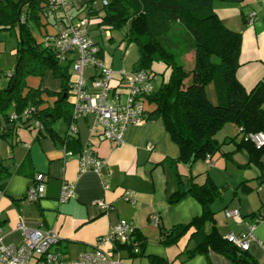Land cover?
Returning <instances> with one entry per match:
<instances>
[{
    "label": "crops",
    "instance_id": "obj_1",
    "mask_svg": "<svg viewBox=\"0 0 264 264\" xmlns=\"http://www.w3.org/2000/svg\"><path fill=\"white\" fill-rule=\"evenodd\" d=\"M88 2L70 0L69 11L75 23L83 17L97 20L96 31L93 36L88 31V35L99 48V58L113 70L112 91L118 90L119 99L123 101L127 82L118 74H129L133 70L138 59L137 46L130 43L121 49L123 37L116 43L112 30L99 26L101 12L86 16ZM213 7L228 28L242 34L240 65L236 71L238 81L246 89H251L260 80L264 83V0H216ZM250 13H254L251 22L248 18ZM59 15L60 10H57L46 11L41 16L39 27L33 32L37 41L57 32L59 22L56 17ZM243 16L247 22L243 21ZM102 29L110 32L108 46L101 42ZM0 42L4 43L0 45L1 87L7 83V76L16 64L17 28L0 32ZM70 54L73 55L69 57ZM70 54L68 58L72 66L75 53ZM84 72L87 89L98 91L99 88L93 85L95 69L87 67ZM26 82L29 87H39L44 91L41 95L43 107L53 105L61 88L60 79L54 77L50 70L42 77H28ZM151 86L152 92L155 91L152 80ZM46 91L55 95H48ZM144 107L147 113L152 112L155 104L145 98ZM69 125L76 131L73 146L63 140ZM233 126L235 134L219 139L218 132L224 130L223 126L215 135L219 142L224 141L220 153L189 164L179 160V148L160 118H147L141 125H129L120 144L102 136L101 129L95 127L92 114L76 116L70 123L63 118L57 120L53 124L52 135L39 134L32 127H13L11 123L1 121L0 161L11 172L5 180L4 189L0 190V228L4 242L22 241L21 231L17 228L20 221L31 229L54 228L59 237L54 249L64 259H74L81 252L91 249L97 237L109 231L114 224L126 220L146 237V245L139 256H130L126 250H120L118 264H232L211 249L188 256L187 250L194 247L191 230L171 245L161 242L162 230L186 223L201 213L200 203L193 197L186 196L171 203L169 197L178 190L188 189L192 181L202 184L208 176L221 188V197L211 205L217 231L223 237L229 233L245 236L253 225L254 239L249 243L248 252L264 264V182L258 179L259 175H264V154L260 158L262 169L253 163L246 165L249 154L247 157L240 151L242 149L234 151L235 144L227 140L239 132ZM240 137L238 134L237 141ZM225 143L230 146L224 148ZM85 148L107 161L108 170L102 171V178L93 171L78 172L77 158ZM68 151L71 153L66 154ZM222 152H232V158L225 157ZM251 166L257 170L247 171L251 172L247 174L242 171ZM35 173L45 175V189L43 196L32 202L27 201L25 195ZM102 179L107 181L105 188ZM63 182L73 185L74 197L60 202ZM242 182H246L245 188L249 187V191L244 192L240 188ZM128 190L132 192L134 202L123 199V193ZM96 199L104 200L111 208L101 211L94 204ZM226 209H237L238 214L227 217ZM151 214L158 215L157 225L150 221ZM149 256L156 257L158 263H153ZM113 257L117 258L116 255Z\"/></svg>",
    "mask_w": 264,
    "mask_h": 264
},
{
    "label": "trees",
    "instance_id": "obj_2",
    "mask_svg": "<svg viewBox=\"0 0 264 264\" xmlns=\"http://www.w3.org/2000/svg\"><path fill=\"white\" fill-rule=\"evenodd\" d=\"M94 1L87 3L86 16L101 12L99 26L122 30L123 42L137 46L138 59L132 71L145 70L152 73L153 78L162 74L158 88L146 97L155 104L146 118L161 119L179 148V160L192 164L220 153L224 141L219 142L215 135L230 122L241 135L238 141V134L227 139L235 144L234 151L247 150L249 161L246 165L253 163L263 168L260 158L264 145L257 148L245 135L264 132V83L260 80L246 89L238 81L236 71L240 65L242 34L222 22L213 7L216 0H106L99 9L92 6ZM46 11H50L48 0H0V32L17 28L18 38L15 67L7 76V83L0 87V123L32 127L39 134L52 135L57 120L63 118L70 123L74 118L73 77L71 59L68 55L62 58L54 48L53 35L41 41L33 35ZM242 18L247 22L245 16ZM56 19L61 22L62 15ZM189 52L193 53L192 67L186 69L182 59ZM48 70L60 79L61 88L53 105L43 107L41 95L44 91L29 87L26 79L42 77ZM208 88H211L210 93ZM24 111H28L27 117L22 116ZM12 113L17 114V122L10 120ZM36 121L40 126L34 124ZM75 134V130L68 128L64 142L73 146ZM222 154L232 158V152ZM24 165L25 161L20 171ZM10 174L0 161V190L4 189ZM258 179L264 182V175H259ZM245 186L246 182L240 184L244 192L249 191ZM186 196L200 203L201 213L186 223L162 230L163 244L171 245L191 230L194 247L187 250L188 256L211 249L232 264H261L248 250L217 231L211 205L221 197L220 186L207 176L202 184L192 181L188 189L176 191L168 201L176 202ZM145 245L146 237L132 226L128 240L118 242L114 250H126L130 256H139ZM149 258L153 263L159 261L154 256Z\"/></svg>",
    "mask_w": 264,
    "mask_h": 264
},
{
    "label": "built area",
    "instance_id": "obj_3",
    "mask_svg": "<svg viewBox=\"0 0 264 264\" xmlns=\"http://www.w3.org/2000/svg\"><path fill=\"white\" fill-rule=\"evenodd\" d=\"M70 0H48L50 11L60 10L63 20L57 24V32L51 37L52 45L60 53L62 58L70 53H75L71 66L72 83V113L73 117L79 115H94L95 127L101 129V134L116 144L123 141V135L129 125H141L146 118L144 99L152 92L151 80L153 74L145 70L130 71L129 74L119 73L122 79L127 82L126 96L123 101L119 99L118 90H113L111 82L114 72L102 59L99 58V48L94 40L88 35L87 18H78L73 22V15L69 11ZM102 3H106L103 0ZM254 13L248 18L251 22ZM87 67H93L96 71L93 76V85L98 87L96 92L86 87L84 71ZM120 78V79H121ZM113 92V93H112ZM113 95H110V94ZM23 112V117H27ZM17 114L12 113L10 120L17 122ZM40 126L39 122H34ZM74 131L75 128L70 126ZM245 138L249 139L257 148L264 145V132L247 133ZM151 148V145H148ZM67 152L66 154H70ZM78 172L85 173L93 171L101 178L102 171L108 170L107 161L97 157L91 150L85 148L78 156ZM45 175L36 173L32 184L29 186L25 198L28 201L36 202L44 194ZM102 185L107 187V181L102 179ZM74 197L73 185L63 182L59 201L63 202ZM123 199L127 202H134L131 191L123 193ZM94 204L101 210L107 211L111 205L102 199L94 200ZM238 214L237 209H226L225 215L230 217ZM150 221L157 225L158 215L151 214ZM132 224L130 221L120 220L114 224L109 231L97 237L94 246L81 252L74 259H64L62 254L54 249L59 237L56 229H31L23 221L17 224L21 231L22 241L20 243L4 242L0 228V264H118V257H113L118 242L128 240ZM254 226L249 229L245 236L226 234L225 239L233 242L242 249L248 250L249 243L254 239L252 233ZM264 248V243L262 244ZM137 248H134L136 251Z\"/></svg>",
    "mask_w": 264,
    "mask_h": 264
},
{
    "label": "rangeland",
    "instance_id": "obj_4",
    "mask_svg": "<svg viewBox=\"0 0 264 264\" xmlns=\"http://www.w3.org/2000/svg\"><path fill=\"white\" fill-rule=\"evenodd\" d=\"M101 4H102V0H95L94 2H93V7H100L101 6ZM52 18H53V16H52ZM86 18V17H85ZM97 20L95 19V18H92V19H89L88 20V25H87V29H88V31H89V33H90V36H93V34H94V31H96V29H94L95 28V26H97V22H96ZM103 31H102V36H101V42L104 44V45H106V46H108V45H110V41L108 40V35H110V32L109 31H107V30H104V29H102ZM112 34L115 36V38H116V43L119 41V39L123 36V31L121 30V31H119V30H112ZM1 44H4L3 42H0V45ZM13 44V43H12ZM123 45L121 46V49H123V46L124 45H126V43L125 42H123L122 43ZM73 54H70L69 55V57H71ZM192 58H193V53L192 52H189V53H186L185 55H184V57H183V59H182V61H183V63H184V65H185V68L186 69H189V68H191L192 67ZM88 71V69L86 70V72ZM84 76H85V78H86V73L84 72ZM161 79H162V74L160 73V74H156V77L155 78H153L152 79V84L155 86V89H157L158 88V86L160 85V82H161ZM88 82H89V80H87ZM211 88H208V91H209V93H210V90ZM145 105H147V102H145ZM224 130H221V132H218V137H219V139H221L222 140V138H223V136L224 135H231V134H235L236 132H235V128H234V126H233V124L232 123H230V122H228V123H226L225 125H224V128H223ZM220 131V130H219ZM226 146H230V144H224L223 145V147L224 148H226ZM240 151H242L243 153H245V154H247V157H248V152H247V150H245V149H242V150H240ZM240 151H237V152H240ZM244 154V155H245ZM255 171V170H257L254 166H251V168L250 169H246V170H242V171H246V174L247 173H251V172H247V171ZM237 171V170H236ZM223 190V189H222ZM26 199V198H25ZM27 200V199H26ZM28 201V200H27ZM113 255H116V257H119V253H114Z\"/></svg>",
    "mask_w": 264,
    "mask_h": 264
}]
</instances>
